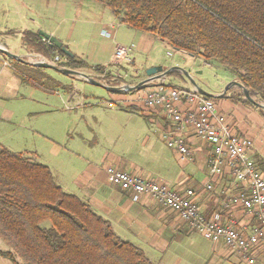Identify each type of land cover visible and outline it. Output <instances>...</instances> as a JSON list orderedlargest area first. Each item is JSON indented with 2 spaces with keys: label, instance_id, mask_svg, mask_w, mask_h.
Returning a JSON list of instances; mask_svg holds the SVG:
<instances>
[{
  "label": "crops",
  "instance_id": "obj_1",
  "mask_svg": "<svg viewBox=\"0 0 264 264\" xmlns=\"http://www.w3.org/2000/svg\"><path fill=\"white\" fill-rule=\"evenodd\" d=\"M73 4L72 18L67 16L68 11L59 0H0V45L14 53L13 44L16 38L28 53L27 59L22 57L23 59L29 62L44 59L57 66L54 60H48L41 53L29 49L22 41L23 33L30 32L38 35L42 42L39 32H45L56 37L74 56L84 60L89 66L105 67L106 72L112 75L110 81L106 80L105 83L111 86L132 84L124 80L126 77L119 68L122 63L130 62L131 59L121 63L114 61L115 48L119 45L115 38L117 27L113 21L114 19L118 21L117 18L104 4L96 0H74ZM83 12L90 17L80 18ZM70 21L71 30L68 31L67 23L70 24ZM78 23H90V27L96 30L97 36L110 41L102 47L101 44L93 43L92 39H89V47L80 48V44L86 39L80 33L82 28L76 26ZM149 36L151 35L140 31L133 34L134 40L138 43L137 51L140 50V46H145L151 40ZM133 51L134 49L130 57ZM117 66L119 67L116 68ZM30 67L38 72L43 69ZM87 70V74L99 75L91 69ZM17 75H20L17 66L7 61L0 52V106H5L6 95L14 98L17 95L14 93L18 88ZM68 76L74 79L73 75ZM119 79L121 80L118 82ZM159 82L155 81L154 84ZM43 83H45L43 90L47 92H57L58 88H66L70 94L68 95L70 97L67 96L70 101L78 102L77 89L73 84L64 85L53 77L44 78ZM149 88L114 93L116 94L114 106L110 107L109 111L112 119L107 125L108 131L118 132L116 135L119 138L118 145L112 144L114 142L112 139L113 142L111 141L108 147H103L100 145V133L98 135L93 132L88 135L92 137L91 139H96L95 144L84 146L85 148L76 145L78 150L65 146L57 148V154L63 150L74 154L77 159L64 160L63 163L66 164L56 169L55 176L52 174L57 181L55 182L67 193L74 194L87 203L96 214L109 221L116 235L141 248L146 257L155 264H191L185 253H179L178 247L184 244L193 247L197 255L204 250L209 259L214 257L223 263L239 264L236 257L243 258L238 253L231 251L222 242L213 243L207 240L202 234L209 244L203 249L200 246L198 248L191 234L199 232L183 221L177 212L148 196L133 201L129 192L117 189V186L108 182L106 168L112 166L146 179L156 180L178 192L191 189L195 191L194 200L206 218L221 211L222 223L232 220L238 230L250 232L258 226V221L242 207L224 206L225 201L231 196L245 190L244 184L236 183L230 168L223 166L220 175L214 177L211 190L204 187L209 179V159L213 152L209 142L197 137L189 125H184L181 134L189 148V156L182 155L166 145L163 134L166 131H174L179 125L169 120L160 109L146 108L143 98ZM231 93V91L226 92L225 95L228 97H222L218 101L216 112L232 132L253 142V158L260 167L262 166L261 170L264 173V116L256 109H248L243 101L231 99ZM187 107L186 104L180 105L182 111ZM66 109L71 110L73 107ZM2 111L8 118L3 117L11 121L13 111L5 108ZM72 134L77 135V139L82 137L86 140L84 133L71 131L70 136L74 140ZM106 137H111V133H106ZM77 160L84 161L85 164L80 166ZM254 259V264H264V245L256 249Z\"/></svg>",
  "mask_w": 264,
  "mask_h": 264
},
{
  "label": "trees",
  "instance_id": "obj_2",
  "mask_svg": "<svg viewBox=\"0 0 264 264\" xmlns=\"http://www.w3.org/2000/svg\"><path fill=\"white\" fill-rule=\"evenodd\" d=\"M96 1L126 27L206 63L217 62L264 102V0ZM40 39L30 32L22 35L29 49L58 67L91 69L110 81L105 67L68 57ZM14 62L23 78L27 67L33 69ZM231 92V99L249 103L239 89ZM0 238L9 248L0 250V257L12 264H155L87 203L63 190L47 165L1 146Z\"/></svg>",
  "mask_w": 264,
  "mask_h": 264
},
{
  "label": "rangeland",
  "instance_id": "obj_3",
  "mask_svg": "<svg viewBox=\"0 0 264 264\" xmlns=\"http://www.w3.org/2000/svg\"><path fill=\"white\" fill-rule=\"evenodd\" d=\"M59 2L66 7L68 11L67 16L73 18L74 0H59ZM86 17H90V15L84 12L81 13L80 18ZM113 21L117 27V34H115L116 42L125 46H130V44L134 46V51L130 57L131 61L124 62L120 67H116L121 68L120 70H122L124 73L123 75L126 77V79H124L125 81L136 84L139 82V79L146 77L147 71L151 68L160 67L162 72L174 68L173 72L166 76L164 81L166 85L169 86L171 84L175 87L193 89L192 84H195L197 87L215 96L209 98L214 103L215 108L222 97H228L227 95L219 97V95L224 92L228 83L237 80L236 76L231 71L225 69L217 62L206 63L201 57H194L190 54L177 51L166 42L161 41L153 35L149 36L151 40H149L145 46H140V50L137 51L138 43H136L133 37L136 31L123 26L116 21V19ZM78 24L76 26L82 28L80 33L86 39L85 42L80 44V48L86 47L87 49L89 47V39H92L93 43L101 44L102 47L106 46L110 41L97 36L96 30L90 27V23ZM87 27L89 29L86 30ZM67 30H71V21L70 24L69 22L67 23ZM15 40L16 42L13 44V54L27 59L28 53L21 47L20 41L16 38ZM71 48L73 47L71 46ZM4 57L10 63H15L13 59L5 55ZM7 69L11 71L10 68ZM82 70V72L88 73L87 69ZM184 72H186L187 75ZM22 75L24 78L21 75L16 76L18 88L16 87L17 89L14 91V93H17L15 98L6 95L5 106H0L1 147L21 153L35 163L49 166L51 168V173L55 176L56 169L62 168L64 164H66L63 163L66 158H72L74 160L76 158L74 154L63 152V150L57 154V148L65 146L66 148L76 150V145L87 147V145L95 144L96 139H91L92 137L88 135L93 132L98 135L100 133V145L103 147H108L112 139H114V142L112 141L113 143H111L118 145L119 138L116 137L118 132L116 130H114V133L108 131L109 127L107 125L112 119L109 112L110 107L107 104L115 100L116 94L77 76L71 79V76L64 75L54 69L43 68L41 72L33 69H25ZM88 75L93 78H100L92 73ZM46 77H53L64 85L73 84L77 89L78 102L70 101L68 98L70 94H68L66 88H58L57 92H47L43 90V84H45L43 83V79ZM99 81L106 84V80L100 78ZM236 90L237 88H231L227 92ZM243 103L248 109H256L264 116V109L250 102ZM71 106L73 109H66ZM3 108L13 111V116L10 118L11 121H7L8 119L6 118L8 117L3 114ZM71 131H74V133L86 134L83 135L86 137V140L82 137L77 139L76 137L78 136H74L73 134L74 140H72L70 136ZM68 132L69 134H67ZM106 133H111V137H108L109 139L106 137ZM77 162L80 166L85 164L84 161L77 160ZM48 224V222L45 223V225ZM191 237L196 241L198 248L200 246V248L203 249L205 245L209 244V242L197 232H192ZM178 248L180 249L179 253H185V256L189 257L187 260L191 264H197L198 262L203 264H227L214 257L209 259L204 250H201V254L197 255L193 250L194 248L188 244L181 245ZM0 250H9L1 238ZM236 258L239 264H248L243 259L239 257ZM16 260L21 262L18 256ZM0 264H12V262L6 258L0 257Z\"/></svg>",
  "mask_w": 264,
  "mask_h": 264
},
{
  "label": "built area",
  "instance_id": "obj_4",
  "mask_svg": "<svg viewBox=\"0 0 264 264\" xmlns=\"http://www.w3.org/2000/svg\"><path fill=\"white\" fill-rule=\"evenodd\" d=\"M42 42L48 43L44 38ZM133 47V44L117 45L114 61H129ZM164 81L146 90L143 101L147 109H160L169 120L179 125L174 131H166L163 134L166 145L182 155L189 156V148L181 134L184 125H189L197 137L209 142L213 152L209 159V179L204 187L211 190L212 181L220 175L223 166L230 168L236 183L244 184L245 190L231 196L224 206L242 207L258 221V226L250 232L238 230L232 220L222 223L221 211L206 218L194 200L195 191L191 189L178 192L156 180L146 179L112 166L106 168L107 180L110 184L129 192L133 201L148 196L172 209L207 240L224 243L248 264H254L256 249L264 245V173L253 158L254 144L250 139L230 130L217 114L211 99L199 94L194 88L168 86ZM182 104L188 106L183 111L180 109ZM107 105L113 107L114 103L109 102Z\"/></svg>",
  "mask_w": 264,
  "mask_h": 264
},
{
  "label": "water",
  "instance_id": "obj_5",
  "mask_svg": "<svg viewBox=\"0 0 264 264\" xmlns=\"http://www.w3.org/2000/svg\"><path fill=\"white\" fill-rule=\"evenodd\" d=\"M39 34L42 36V38L46 39L48 42V45L50 47H57L59 48L65 55H67L68 57L73 58L74 55L73 53H71L69 51V49L66 47V45H63V43L61 41H59L56 37H54L53 35H50L48 33L45 32H39ZM0 52L2 54H4L5 56L23 62L25 64H29L33 67H41V68H49V69H54L56 71H59L62 74L65 75H73V76H77L81 79H84L86 81H88L89 83H92L94 85L103 87L104 89L108 90L109 92L112 93H118V92H131V91H136V90H142V89H146L149 88L151 86H154L156 84H154L155 81H162L166 79V76L173 72L174 68L170 69L169 71L166 72H162V69L160 67L158 68H151L147 71L146 73V77L142 80H140L139 82H137L136 84H122V85H118V86H111V85H107L104 84L102 82H100L99 80L91 77L90 75H88L87 73H84L82 71L79 70H74V69H69V68H65V67H57L53 64L48 63L47 61H45L44 59L40 60V61H36V62H29L25 59H23L20 56H17L13 53H11L10 51H8L4 46L0 45ZM186 74V72H184ZM187 75V74H186ZM193 88L201 95L205 96L206 98H212L215 97L213 95H211L210 93H207L206 91H204L203 89L197 87L195 84H192ZM231 88H237L241 91V93L243 94L244 98L246 100H248L250 103L254 104L257 107H260L262 109H264V103L259 102L257 99L253 98L250 96L249 90L244 87L240 82H238L237 80L231 81L230 83H228V85L226 86L224 92H222L219 97H222L223 95L226 94V92L231 89Z\"/></svg>",
  "mask_w": 264,
  "mask_h": 264
}]
</instances>
